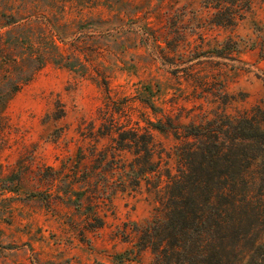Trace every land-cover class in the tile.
<instances>
[{
    "label": "rangeland",
    "instance_id": "1",
    "mask_svg": "<svg viewBox=\"0 0 264 264\" xmlns=\"http://www.w3.org/2000/svg\"><path fill=\"white\" fill-rule=\"evenodd\" d=\"M41 1L37 42L53 37L62 57L0 111V264H156L137 243L163 214L177 140L154 131L158 172L135 180L115 139L149 120L264 109V0L234 29L203 0Z\"/></svg>",
    "mask_w": 264,
    "mask_h": 264
},
{
    "label": "trees",
    "instance_id": "2",
    "mask_svg": "<svg viewBox=\"0 0 264 264\" xmlns=\"http://www.w3.org/2000/svg\"><path fill=\"white\" fill-rule=\"evenodd\" d=\"M253 1L203 0L210 22L230 29L245 18ZM4 3L9 13L0 18V30L7 28L0 33V111L54 52L62 57L53 37L37 42L34 25L45 24L36 11L41 0ZM15 5L17 13L10 11ZM233 100L226 95V105ZM145 103L155 110L150 100ZM148 124L120 133L117 150L134 155L131 172L135 180L145 179L158 172L154 131L171 133L177 140V173L167 174L163 214L140 232L139 253L151 250L156 264H264V109L257 106L236 116L223 112L190 123L165 117V122ZM111 125L109 134L118 122ZM116 259L115 264L130 260L125 254Z\"/></svg>",
    "mask_w": 264,
    "mask_h": 264
}]
</instances>
